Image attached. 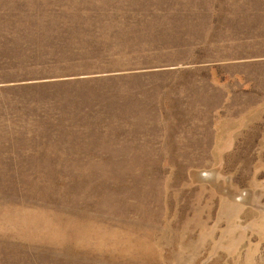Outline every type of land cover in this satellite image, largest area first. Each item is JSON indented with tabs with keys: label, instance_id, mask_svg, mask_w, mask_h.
<instances>
[{
	"label": "rangeland",
	"instance_id": "374dc122",
	"mask_svg": "<svg viewBox=\"0 0 264 264\" xmlns=\"http://www.w3.org/2000/svg\"><path fill=\"white\" fill-rule=\"evenodd\" d=\"M0 264H264V0H0Z\"/></svg>",
	"mask_w": 264,
	"mask_h": 264
}]
</instances>
